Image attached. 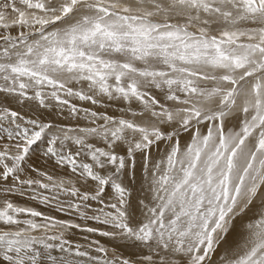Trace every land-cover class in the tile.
<instances>
[{
    "label": "snow or ice",
    "instance_id": "obj_1",
    "mask_svg": "<svg viewBox=\"0 0 264 264\" xmlns=\"http://www.w3.org/2000/svg\"><path fill=\"white\" fill-rule=\"evenodd\" d=\"M0 264H264V0H0Z\"/></svg>",
    "mask_w": 264,
    "mask_h": 264
},
{
    "label": "rangeland",
    "instance_id": "obj_2",
    "mask_svg": "<svg viewBox=\"0 0 264 264\" xmlns=\"http://www.w3.org/2000/svg\"><path fill=\"white\" fill-rule=\"evenodd\" d=\"M74 239H78V237L77 238H74Z\"/></svg>",
    "mask_w": 264,
    "mask_h": 264
}]
</instances>
